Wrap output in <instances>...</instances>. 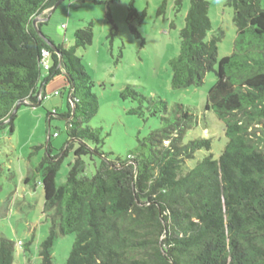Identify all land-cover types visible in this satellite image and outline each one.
I'll return each mask as SVG.
<instances>
[{
    "label": "trees",
    "instance_id": "1",
    "mask_svg": "<svg viewBox=\"0 0 264 264\" xmlns=\"http://www.w3.org/2000/svg\"><path fill=\"white\" fill-rule=\"evenodd\" d=\"M59 0H0V128L15 130L20 104L43 105L46 85L64 75L67 110L47 112L49 131L55 117L67 123L68 145L54 150L49 136L41 163L44 212L54 210L62 234L75 240L66 264H264V8L262 0H230L237 37L232 54L219 57L221 37L207 40L212 28L208 0H190L180 51L171 61L172 86H200L215 72L205 109L223 123L227 138L214 155L211 138L186 140L195 115L183 104L169 107L127 85L124 100L138 102L129 114L147 108L161 115L162 126L149 136L150 154L111 159L100 146V129L90 127L99 109L95 82L77 54L93 42V23L77 29L69 48L56 52L36 29ZM176 4L180 9L182 0ZM129 18L136 13L134 0ZM161 12V11H160ZM110 22L114 24L111 13ZM47 21L37 23L41 28ZM113 36L117 33L116 25ZM50 40L51 38L47 36ZM53 43H55L53 41ZM51 52L43 76L42 51ZM59 135V132H55ZM89 143H94L92 147ZM154 145L156 146L154 148ZM41 146L37 147L40 148ZM73 150L67 180L56 179L64 156ZM208 153L187 171L183 163ZM86 157L98 160L88 172ZM7 209L0 205V216ZM55 227L43 244L41 264H52L49 247ZM15 242L0 237V264H14Z\"/></svg>",
    "mask_w": 264,
    "mask_h": 264
},
{
    "label": "rangeland",
    "instance_id": "2",
    "mask_svg": "<svg viewBox=\"0 0 264 264\" xmlns=\"http://www.w3.org/2000/svg\"><path fill=\"white\" fill-rule=\"evenodd\" d=\"M132 0H64L42 25V31L55 44L69 48L75 43V33L93 23L92 44L80 47L86 69L95 82L93 92L99 98V109L89 125L100 129L102 149L115 160L128 154H150L153 142L151 132L162 126L161 115L153 116L148 109L143 115L129 114L138 102L122 99L121 90L129 85L148 99L165 100L169 107L183 104L195 115L193 128L186 140L211 138L212 152L217 155L226 144L223 123L213 111L205 109L208 92L216 82L215 72L206 74L200 86L175 89L172 86L170 61L179 54L181 30L189 11L190 0H134L136 13L129 18ZM212 28L207 40L221 37L218 42L219 59L234 52L238 31L234 23V8L230 0H208ZM264 8V0L261 1ZM161 11V12H160ZM111 13L114 24L110 22ZM117 33L110 36L113 26ZM62 27L64 33L58 32ZM43 76L47 71H43ZM69 89L64 75H58L47 84L43 105H23L15 118V130L0 128V205L7 213L0 216V237L15 242L14 264H41L43 244L55 227L56 235L49 247L52 264H66L75 240L74 234H62L59 218L54 210L44 212L45 194L42 171L39 166L46 154L49 136L53 155L68 145L67 123L55 117L51 128L47 112L67 110ZM58 131L59 135L55 132ZM95 147L94 143H89ZM41 146L40 148H37ZM156 146L154 145V148ZM207 151L198 152L195 158L183 163V170L197 164ZM86 157L87 170L93 173L99 163ZM73 150L64 156L57 175V185L66 180Z\"/></svg>",
    "mask_w": 264,
    "mask_h": 264
},
{
    "label": "water",
    "instance_id": "3",
    "mask_svg": "<svg viewBox=\"0 0 264 264\" xmlns=\"http://www.w3.org/2000/svg\"><path fill=\"white\" fill-rule=\"evenodd\" d=\"M64 0H59L58 2H56V4L54 5V7L52 8V10H51V13L49 14V16L48 17H46V18H41V17H37V18H35V20H34V24L36 25V29H37V31H38V33H39V35L41 36V37H43V39L56 51V52H58L59 53V50H58V48H57V45L55 44V43H53V41L52 40H50L44 33H43V31L41 30V28L40 27H38L37 26V23L38 22H41V21H48L49 19H50V16H51V14L55 11V9L59 6V4L61 3V2H63ZM58 32L59 33H61V34H63L64 33V30H63V28L62 27H59L58 28ZM19 108H20V104H18L17 106H16V108H15V110H14V112H13V114H12V116H11V118H13V116L17 113V111L19 110Z\"/></svg>",
    "mask_w": 264,
    "mask_h": 264
},
{
    "label": "built area",
    "instance_id": "4",
    "mask_svg": "<svg viewBox=\"0 0 264 264\" xmlns=\"http://www.w3.org/2000/svg\"><path fill=\"white\" fill-rule=\"evenodd\" d=\"M51 52L48 49H43L42 51V61H41V66L43 70L47 71L51 67Z\"/></svg>",
    "mask_w": 264,
    "mask_h": 264
},
{
    "label": "crops",
    "instance_id": "5",
    "mask_svg": "<svg viewBox=\"0 0 264 264\" xmlns=\"http://www.w3.org/2000/svg\"><path fill=\"white\" fill-rule=\"evenodd\" d=\"M46 95H47V85H46ZM57 108V107H56ZM59 109V108H58Z\"/></svg>",
    "mask_w": 264,
    "mask_h": 264
}]
</instances>
